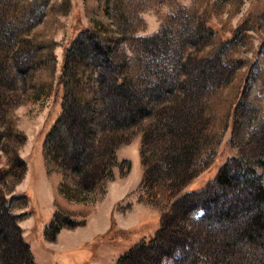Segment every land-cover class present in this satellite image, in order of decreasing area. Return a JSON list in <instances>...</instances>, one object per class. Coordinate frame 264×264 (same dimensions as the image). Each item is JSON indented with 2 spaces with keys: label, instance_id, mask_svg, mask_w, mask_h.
I'll use <instances>...</instances> for the list:
<instances>
[{
  "label": "rangeland",
  "instance_id": "obj_1",
  "mask_svg": "<svg viewBox=\"0 0 264 264\" xmlns=\"http://www.w3.org/2000/svg\"><path fill=\"white\" fill-rule=\"evenodd\" d=\"M21 3L36 7V10L27 9ZM14 10L20 13L30 11V20L36 21L32 27L33 33L36 32L42 41L43 38L51 40L50 46L38 49L42 57L40 74L31 81V85L29 80L18 82L21 103L15 108V117L17 126L27 136L18 153L27 163L26 172L11 194L7 192V177L0 180V204L4 197V206L18 216L20 234L23 241L28 243L37 264H117L122 253L133 244L149 239L161 224V208L148 202H141L145 204L143 206L137 205L140 195L147 197L146 189L141 184L144 170L141 128L149 132V127L155 124L153 114L139 122L131 143L121 144L117 148L116 156L120 164L113 166V177L103 195L78 188V194L73 196L68 192L71 186H66L65 192L71 202L63 196H56L63 175L57 168L52 174L47 172L44 160L46 137L62 112L65 92L81 91L75 109L79 116L73 113L66 118L75 132L72 148L67 147L63 139L55 148L57 163L70 167V153L74 147H80L83 133L91 124L86 117L88 102H95L94 96L85 94L86 89L90 90L89 84L93 79H88V72L82 64L84 60L92 59L94 62L93 59H96L104 66L106 54H112L119 65L121 62L125 66L123 71L130 73L135 82H141L140 85L167 71L171 73L170 86H173L178 81L176 76L187 69L184 61L186 55L195 59L191 62L193 70L204 64V87L206 91L209 89L204 97H208L211 110L218 112L219 122L218 127L215 126L217 133H212L213 136L210 134L203 146L205 149L210 143L214 147L210 149L212 152L194 165L195 171L199 170L200 174L183 188L184 191L210 185L226 162H231L234 169V164H244L242 158L260 159L264 156V0H108L103 5H97V0H0V29L5 28L1 23L4 16ZM209 14L212 15L209 22L214 25L213 32L205 29V19ZM162 26V32L171 46L152 44L142 39L143 35L161 31ZM86 27H94L98 34L109 31L108 35L116 38L114 48L109 49L108 53L99 50L95 57L87 56V52L78 48L74 49L72 55L70 51L67 55L73 39ZM90 38L88 36L87 40L91 41ZM198 58L205 63H195ZM89 70L92 71L93 67ZM197 73L198 69L193 71L194 76ZM71 74L75 82L65 78ZM78 75L85 79L86 85L81 84L83 89L76 83ZM22 89L26 90L25 93ZM179 89L176 87L175 91ZM81 124L83 129H80ZM1 151L0 168L8 167L9 160ZM234 160L238 161L234 163ZM147 163L152 165L148 160ZM9 166L7 169H12L14 174L22 170V165L16 159ZM155 170L153 177L160 178L157 183L163 186H160L158 193L166 195L161 205L170 208L174 190L163 183H168L172 177L160 175ZM246 178L241 176L238 188L227 191L220 188L213 196L214 201L209 204V212L216 214L227 206L226 203L239 199L236 202L238 207L233 210L237 211L238 216L231 222V231L248 226L247 218L251 213L248 193L253 188ZM261 181L264 182V173ZM117 198L121 199L113 203ZM56 199L73 211L82 215L85 213L86 224L73 229L62 228L52 240L47 232H50L48 227L56 210ZM109 209L110 225L104 228V213ZM203 213V209H197L186 220V225L195 233L204 227L202 224L206 221L200 220ZM79 219L83 220L84 217ZM120 221H123V225ZM93 225L95 230L89 231ZM187 232L182 242L201 241L195 233ZM2 238L0 235V243ZM181 244L184 247L187 245ZM181 244L176 250L177 257L183 249ZM3 254L0 250V257ZM175 257L165 259L162 264H174ZM5 263L0 260V264Z\"/></svg>",
  "mask_w": 264,
  "mask_h": 264
},
{
  "label": "trees",
  "instance_id": "obj_2",
  "mask_svg": "<svg viewBox=\"0 0 264 264\" xmlns=\"http://www.w3.org/2000/svg\"><path fill=\"white\" fill-rule=\"evenodd\" d=\"M107 3L108 0H97V5ZM21 4L27 9L33 8L28 7L26 3ZM33 9L36 10V7ZM14 11L4 16L1 23L5 28L0 29V151L6 154L9 163L16 159L22 165V170L17 174H14L12 169H7L10 167L9 163L8 167L0 168V180L7 177L9 194L21 182L27 164L18 153V149L27 138L17 126L15 117V108L21 103L19 83L29 80L31 85V81L40 74L42 57L38 49L51 45L50 39L43 38L42 41L38 39L36 32L33 33L32 27L36 21L30 20L32 18L30 11L21 13ZM211 18L212 15L209 14L205 19V29L208 32L214 30V25L209 22ZM163 28L164 26L161 31L154 34L143 35L142 39L152 44L164 43L171 46L162 32ZM94 29L86 27L82 30L73 39L71 49L66 48L67 55L69 51L72 55L76 48L93 57L99 50L107 53L109 49L112 50L116 44L114 35H108V30L98 34ZM88 36L92 37L91 41L87 40ZM111 55L106 54L104 66L97 63L96 59H93L94 62L90 59L82 63L88 72V79H93L89 84L90 90L86 89L85 94L89 97L94 96L95 102H88L89 110L86 117L91 124L83 133L80 147L73 146L70 167H63L57 163L55 148L61 139L66 140L67 147L72 148V136L75 132L66 118L73 113L79 116L75 109L81 91L65 92L62 112L47 133V148L44 155L47 172L52 174L57 168L63 175L56 196L58 198L63 196L71 202L65 192L68 188L66 186H71L68 192L73 196L78 194V188H84L89 193L100 192L103 195L113 177V166L120 164L116 156L117 148L121 144L131 143L132 137L138 131L136 127H139V122L147 115L153 114L155 124L149 127V132L143 128L140 130L141 159L144 166L141 184L146 189L147 197L140 195L138 200L161 208L163 212L161 224L149 239L133 244L122 253L117 264H162L165 259L175 257L179 243L187 244L182 242V237L188 234L187 231L195 233L194 229L186 225V220L197 209L204 210L200 220L206 221L202 224L203 229H199L201 232L196 230L195 233L196 238H201V241H191L185 247L181 244L182 252L175 257L174 264H264V182L261 181L264 173V156L260 159L242 158L246 164L242 166L236 163L238 160H234L236 163H233L236 165L234 169L231 168V162H226L207 187L191 191L183 189L200 174L199 170L195 171L194 165H197L204 155L212 152L214 147L210 143L205 149L203 146L210 134L217 133L215 126L218 127L219 122L218 112L211 110L208 97H204L209 91L204 87L203 79L206 73L204 64L196 68L198 76H194L193 71L196 69L193 70L191 62L195 59L186 55L184 61L187 69L183 74L176 76L178 81L173 86H170L171 73L167 71L153 76L140 85L141 82H135L130 73L123 71L125 66L121 62L119 65ZM198 59L195 63H205L204 60ZM91 66L92 71L89 70ZM201 68L205 70L202 71ZM68 75L65 78L75 82V77L72 74ZM77 77L79 80L76 83L83 89L81 84H85V79L81 75ZM176 87L180 89L175 91ZM22 91L25 93L26 90ZM99 93L100 96L97 97ZM80 129H83L82 124ZM147 160L152 162V165L149 166L148 163L146 165ZM127 162L130 167L128 160ZM153 169L160 175L172 177L168 179V183H163L174 190L171 195L173 201L169 202L170 208L161 205L165 202L166 195L164 193L159 195L158 189L162 185L157 183L160 178L153 177ZM241 176L247 177V183L249 182L253 188L248 193L250 201L248 208H251L249 211L251 213L248 212V226L231 231V222L238 216L237 211L233 210L238 207L236 202L239 199H234V203H226L227 206L216 214L209 212V204L214 201L213 196L220 188L226 191L238 188L239 181H242ZM3 200L4 197L0 204V235L3 237L0 250L4 254L0 260L5 261V264H37L28 243L23 241L20 234L18 216L12 213L8 206H4ZM55 206L56 210L48 227L50 232H47L50 239H55L62 228L73 229L86 224L85 213L82 215L73 211L57 199ZM79 217L84 219L80 220Z\"/></svg>",
  "mask_w": 264,
  "mask_h": 264
},
{
  "label": "crops",
  "instance_id": "obj_3",
  "mask_svg": "<svg viewBox=\"0 0 264 264\" xmlns=\"http://www.w3.org/2000/svg\"><path fill=\"white\" fill-rule=\"evenodd\" d=\"M117 199H118V198H117ZM117 199H116V200H117ZM120 199H121V198H120ZM120 199H118L117 201H114L113 203H115V202L118 203ZM137 205H138V206H143V205H145V204L137 201ZM110 208H112V204H111V207H110ZM110 217H111V212H110V209H109V211H107V212L104 213V220H103V223H102L103 226H104V228L110 225ZM121 222L123 223V221H120V224H122ZM122 225H123V224H122ZM125 225H128V224H125ZM93 227H94V225L91 226V229H89V231H93V230H95L96 227H94V228H93ZM97 229H98V227H97ZM60 232H61V231H60Z\"/></svg>",
  "mask_w": 264,
  "mask_h": 264
}]
</instances>
